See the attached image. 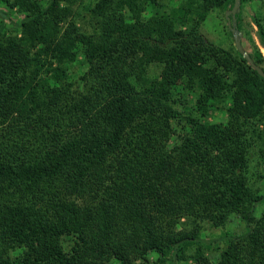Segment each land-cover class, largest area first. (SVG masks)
Masks as SVG:
<instances>
[{
    "label": "trees",
    "instance_id": "1",
    "mask_svg": "<svg viewBox=\"0 0 264 264\" xmlns=\"http://www.w3.org/2000/svg\"><path fill=\"white\" fill-rule=\"evenodd\" d=\"M0 1L23 14L0 22V262L19 248L5 264H174L194 247V264H264V196L247 176L264 79L237 50L208 44L197 21L147 14L156 0H99L90 33L61 30L60 0ZM254 23L264 47V15ZM178 87L198 93L182 132ZM226 100L223 122L203 120ZM230 214L246 231L213 262L202 223Z\"/></svg>",
    "mask_w": 264,
    "mask_h": 264
},
{
    "label": "rangeland",
    "instance_id": "2",
    "mask_svg": "<svg viewBox=\"0 0 264 264\" xmlns=\"http://www.w3.org/2000/svg\"><path fill=\"white\" fill-rule=\"evenodd\" d=\"M48 0H39L40 3L46 4ZM99 0H60L59 9L63 10L65 14L64 20L61 23V30L66 27L73 26L74 29L81 32L90 33L93 31L95 18L93 16V8ZM230 2V0H228ZM160 6L157 8H149L147 14L158 11L164 12L169 17L173 18L178 24L184 18L189 23H198V31L202 38L210 45L231 52L235 55V46L232 36L229 34L226 20L224 18L225 12L228 10L225 7L219 8H204L201 0H156ZM4 12L6 16L4 22L8 24L10 19L18 23L22 18V13L18 6L10 7L0 1V13ZM240 22L238 30L241 32L242 47L249 53L254 54L256 51L260 52L263 57L261 65L264 68V47L260 44L258 38V28L254 23V19L264 15V7L262 0H241L240 2ZM194 21V22H193ZM81 61V57L78 56ZM80 64V63H79ZM75 64L72 66L73 79L76 86L81 87L83 81L81 76L84 74L85 68L81 65ZM159 73V67L152 65L149 68V77H156ZM177 93L173 94L176 101L173 106L180 112L182 119L181 123L177 125L179 132L183 131V126L186 127V116L190 114L192 117H197L199 114L196 111L195 100L197 98V91L187 92L181 87L177 88ZM229 106L228 100L226 102L214 103L212 109L203 119L207 123H219L225 120L226 109ZM251 138L250 147L248 149L247 161V176L249 187L256 192L257 195L264 196V115L254 121L250 128ZM264 212V200L256 205L254 216H259ZM246 231L245 223L236 215H228L222 224L214 225L210 222H203L199 234L201 241L200 246L206 252L207 256L213 262L219 260L221 253L228 243V237L242 235ZM9 258H3L0 264H5V261L10 262L20 253L19 248L9 250ZM194 254V247L189 248L184 255V259L177 261L174 264H194L192 256ZM150 264H161L157 261L155 255H149ZM163 264H173L170 261Z\"/></svg>",
    "mask_w": 264,
    "mask_h": 264
},
{
    "label": "water",
    "instance_id": "3",
    "mask_svg": "<svg viewBox=\"0 0 264 264\" xmlns=\"http://www.w3.org/2000/svg\"><path fill=\"white\" fill-rule=\"evenodd\" d=\"M240 0H234L233 5L230 9H228L224 18L226 20V26L229 32L232 35L234 46L237 52L242 56V58L246 61L248 66L252 68L261 78L264 79V70L261 66L254 63L252 57L249 53L242 47L241 44V32L237 28L236 22V14L240 11Z\"/></svg>",
    "mask_w": 264,
    "mask_h": 264
},
{
    "label": "bare ground",
    "instance_id": "4",
    "mask_svg": "<svg viewBox=\"0 0 264 264\" xmlns=\"http://www.w3.org/2000/svg\"><path fill=\"white\" fill-rule=\"evenodd\" d=\"M264 51V50H263Z\"/></svg>",
    "mask_w": 264,
    "mask_h": 264
}]
</instances>
